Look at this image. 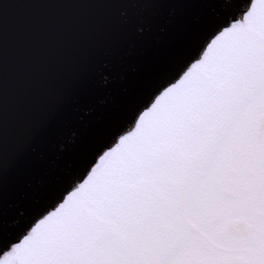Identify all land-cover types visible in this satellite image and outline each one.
Returning <instances> with one entry per match:
<instances>
[{"label":"snow or ice","instance_id":"snow-or-ice-1","mask_svg":"<svg viewBox=\"0 0 264 264\" xmlns=\"http://www.w3.org/2000/svg\"><path fill=\"white\" fill-rule=\"evenodd\" d=\"M213 2L200 43L62 189L12 227L0 213V264H264V0Z\"/></svg>","mask_w":264,"mask_h":264},{"label":"water","instance_id":"water-1","mask_svg":"<svg viewBox=\"0 0 264 264\" xmlns=\"http://www.w3.org/2000/svg\"><path fill=\"white\" fill-rule=\"evenodd\" d=\"M4 2L0 213L12 227L62 189L93 148L174 74L221 9L213 0Z\"/></svg>","mask_w":264,"mask_h":264}]
</instances>
